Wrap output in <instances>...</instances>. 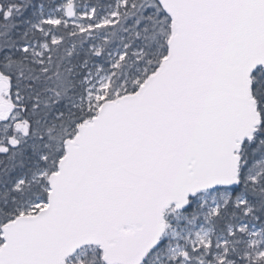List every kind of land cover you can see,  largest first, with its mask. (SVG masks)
Masks as SVG:
<instances>
[{
    "label": "snow or ice",
    "instance_id": "6c2138e0",
    "mask_svg": "<svg viewBox=\"0 0 264 264\" xmlns=\"http://www.w3.org/2000/svg\"><path fill=\"white\" fill-rule=\"evenodd\" d=\"M0 264H264V0H0Z\"/></svg>",
    "mask_w": 264,
    "mask_h": 264
}]
</instances>
